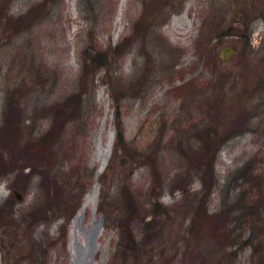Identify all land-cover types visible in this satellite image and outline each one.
<instances>
[{"label":"rangeland","instance_id":"374dc122","mask_svg":"<svg viewBox=\"0 0 264 264\" xmlns=\"http://www.w3.org/2000/svg\"><path fill=\"white\" fill-rule=\"evenodd\" d=\"M260 197L264 0H0V264H264Z\"/></svg>","mask_w":264,"mask_h":264},{"label":"bare ground","instance_id":"6f19581e","mask_svg":"<svg viewBox=\"0 0 264 264\" xmlns=\"http://www.w3.org/2000/svg\"><path fill=\"white\" fill-rule=\"evenodd\" d=\"M111 144H112V140L109 141V145L107 146V149H106V151H105L104 164H105L107 158L109 157V152H110ZM100 155H101V151L97 149V150L94 152V154H93V157H92V161H91V163H92V164L95 163V162L98 160V158L100 157ZM97 199H98V188H97V186H93V188L91 189V191H89V192L85 195L84 200H83V203H82V205H81L79 211L77 212V214H76L74 220L72 221V226H71V227H74V226L77 224V222L80 221V218L82 217V215L84 214L85 210L87 209V207H88L90 204H91V205H92V204H93V205L96 204ZM82 247H83V246H82ZM85 250H86V248L83 247L81 253L84 254V253H85Z\"/></svg>","mask_w":264,"mask_h":264},{"label":"trees","instance_id":"16d2710c","mask_svg":"<svg viewBox=\"0 0 264 264\" xmlns=\"http://www.w3.org/2000/svg\"><path fill=\"white\" fill-rule=\"evenodd\" d=\"M118 144L120 143V145L121 146H123L124 145V140H123V131H122V129L120 128V126H118ZM119 150V149H118ZM130 200H132V198H130ZM238 201V203H242V201H243V198H239V200H237ZM237 203V202H236ZM264 204V198H262V197H260V199L258 200V202H257V205H256V208H258L257 210H258V215H256V214H254V216H255V220H256V224L257 225H261V224H263V222H262V216L259 214V208H261L262 207V205ZM133 204H131V206H132ZM241 206V205H240ZM237 208H238V210L240 209V207L239 206H237ZM135 209H133V206H132V208H131V210H130V212H129V220H133V218H134V216H135ZM252 214V213H251ZM243 216L241 217V219L243 220ZM238 223H241L242 221H237ZM250 230L252 231V228H250ZM128 237H129V241L131 242V243H134V239H133V237H132V235L130 234V233H128ZM133 248V247H132ZM134 249V248H133Z\"/></svg>","mask_w":264,"mask_h":264},{"label":"water","instance_id":"95a60500","mask_svg":"<svg viewBox=\"0 0 264 264\" xmlns=\"http://www.w3.org/2000/svg\"><path fill=\"white\" fill-rule=\"evenodd\" d=\"M232 31V28L231 27H228V28H225V29H222L220 32H219V36L220 37H226L228 35H230ZM235 53V49L232 48V47H229V46H226V47H223L220 51V57L222 59L223 62H226L229 58L230 55L234 54ZM13 194L15 195V197L17 198V200H21L22 199V194L16 190L13 191Z\"/></svg>","mask_w":264,"mask_h":264}]
</instances>
